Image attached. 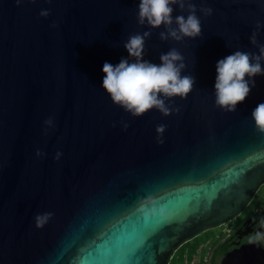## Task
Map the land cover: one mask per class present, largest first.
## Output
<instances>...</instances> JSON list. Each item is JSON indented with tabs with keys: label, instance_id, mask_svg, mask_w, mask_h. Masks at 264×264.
I'll use <instances>...</instances> for the list:
<instances>
[{
	"label": "water",
	"instance_id": "obj_1",
	"mask_svg": "<svg viewBox=\"0 0 264 264\" xmlns=\"http://www.w3.org/2000/svg\"><path fill=\"white\" fill-rule=\"evenodd\" d=\"M193 3L213 14L198 11L201 36L177 43L138 24L139 0H0V264H169L252 201L264 184L251 119L264 76L234 113L215 107L214 85L219 60L258 53V22L264 44V0ZM145 31V60L176 48L195 79L186 99L166 101L180 109L168 117L133 118L102 88L104 63L128 58L124 43Z\"/></svg>",
	"mask_w": 264,
	"mask_h": 264
},
{
	"label": "clouds",
	"instance_id": "obj_2",
	"mask_svg": "<svg viewBox=\"0 0 264 264\" xmlns=\"http://www.w3.org/2000/svg\"><path fill=\"white\" fill-rule=\"evenodd\" d=\"M25 2L37 3V0H15L17 7ZM50 3L51 0H48ZM176 9L187 15H175ZM205 18L213 14V9L201 7L197 9L193 0H139L137 22L150 30L163 28L159 33L161 41L172 40L177 43L185 39L193 40L201 36V19L197 12ZM41 18H47L50 12L42 9ZM55 27V25H53ZM262 25L256 24V31L251 34L250 43L258 49V53L236 50L233 54L219 60L216 64V79L214 85L215 107L226 113H234L237 105L244 102L252 89L255 88V78L264 76V44L258 43L257 36ZM152 35L151 31L136 33L128 37L124 48L128 58H121L118 64L105 62L102 68V88L111 98L112 103L130 114L140 118L151 110H157L164 117L179 113L180 109L166 103L173 98L184 100L192 92L195 79L191 75L182 76L186 68L184 56L172 48L159 56L160 63H152L144 59L145 42ZM257 132L264 134V103L259 104L251 113ZM49 128L53 125L52 118L45 121ZM125 129L127 124L124 125ZM166 126L161 124L156 128L158 140L163 136ZM47 134V133H45ZM163 143L162 140H159ZM39 157L42 154L37 151ZM57 153L56 159H60ZM52 217L45 213L35 217L36 228H42ZM251 245L264 248V218L257 230L250 234Z\"/></svg>",
	"mask_w": 264,
	"mask_h": 264
},
{
	"label": "flooded vegetation",
	"instance_id": "obj_3",
	"mask_svg": "<svg viewBox=\"0 0 264 264\" xmlns=\"http://www.w3.org/2000/svg\"><path fill=\"white\" fill-rule=\"evenodd\" d=\"M264 218V184L246 209L235 219L220 227L193 254L191 260L183 256L182 264H223L229 255H237L231 264H264V248L251 245V235ZM264 246V241L260 242ZM242 251V252H240Z\"/></svg>",
	"mask_w": 264,
	"mask_h": 264
},
{
	"label": "trees",
	"instance_id": "obj_4",
	"mask_svg": "<svg viewBox=\"0 0 264 264\" xmlns=\"http://www.w3.org/2000/svg\"><path fill=\"white\" fill-rule=\"evenodd\" d=\"M212 231H207L192 241L181 246L174 254L169 264H182L183 256L185 255L188 260H191L196 250L211 237Z\"/></svg>",
	"mask_w": 264,
	"mask_h": 264
},
{
	"label": "rangeland",
	"instance_id": "obj_5",
	"mask_svg": "<svg viewBox=\"0 0 264 264\" xmlns=\"http://www.w3.org/2000/svg\"><path fill=\"white\" fill-rule=\"evenodd\" d=\"M220 228H217V229H214V230H211L212 231V233H214V232H216V231H218Z\"/></svg>",
	"mask_w": 264,
	"mask_h": 264
}]
</instances>
